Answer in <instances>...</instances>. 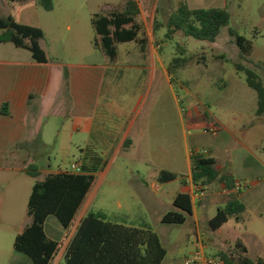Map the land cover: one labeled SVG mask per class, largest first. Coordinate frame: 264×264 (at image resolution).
<instances>
[{"label":"crops","instance_id":"obj_1","mask_svg":"<svg viewBox=\"0 0 264 264\" xmlns=\"http://www.w3.org/2000/svg\"><path fill=\"white\" fill-rule=\"evenodd\" d=\"M105 1L89 11L90 23L92 15L120 11L126 2V0ZM135 1L139 8L138 18L141 16L144 19L149 13L151 0H144L142 5L140 0ZM185 1L191 9H201L196 6L201 2L208 5L203 7L204 9L219 8L214 6L217 0ZM4 2H6L5 5L16 4L17 10L13 8L10 13L7 12L5 6H2V8L0 7V16L10 15L19 24L36 27L43 31L44 38L40 42V46L46 54L47 63L38 64L28 51L16 48L9 43H0V174H6L11 179L25 175V170L29 166L37 168L40 174L39 179H43L48 174L60 172L59 170L56 172L44 171L37 162L40 151L56 138L64 137L71 141L80 137L85 144V148L81 150L82 157L94 159L99 158L100 155L106 156L113 148L130 152L134 148L132 135L138 138H144L146 133L148 137L152 138L160 135L156 129L157 115H155L154 109L149 108L143 114L150 90L145 95L140 93L146 84L144 82L146 75L149 76L150 89L158 70L157 65L161 68L171 87L168 68L162 61V54L157 53L152 37H144V47L134 43L139 46L138 51L124 54L118 52L116 59L111 61L100 49L93 47V40L96 37L93 27H91L92 29L74 27L73 29L71 25L66 27L55 25L52 42L58 44L59 47L55 49L54 53L64 56L66 52L70 57H77L81 61L79 64L63 67L52 61L44 46L47 40L45 29L22 15L24 11L35 13L36 7L28 6L30 0L16 3ZM37 3L40 6L39 2ZM155 9L156 7L153 10ZM138 18L137 22L140 24ZM62 29L67 33L73 31L68 34V39L81 35L86 49L83 52H76L74 49L65 51L62 44L60 45L64 33ZM160 49L162 50V46ZM148 70L150 71L147 72ZM221 88L226 91L229 87L223 83ZM238 88L240 89V87ZM240 91L243 94L246 93L244 89ZM248 97V113H251L250 115L254 116V119L243 118L239 111V117L231 122L210 113L209 117L212 121L208 128H204V135H211V137L202 151H206V157L215 161L219 173L230 175L233 178L234 188H226L222 183H213L206 187L204 197L194 200L190 195L193 188L190 178V154L186 157L187 174L183 178L184 180L177 178L174 181L162 183L163 186H171L177 181L180 182L178 192L171 200L172 209L176 195H190L193 209L192 215L188 218L197 230L200 225L203 228L202 225L205 223L209 226L210 220L217 211L223 209L231 197H235L244 207L242 222L236 223L234 219L230 218L220 229L232 220L235 225L243 227L255 237L258 235L257 232L264 231V149L258 152L262 140L264 141V135L262 138V131L264 132L262 116L264 114L260 117L255 115L257 102L256 105H253L251 95L248 94ZM241 105H243V109L246 108L245 101H242ZM219 106L235 109L234 104ZM166 117L168 115L160 108L158 119L165 121ZM197 118L199 117L197 116ZM60 120L63 121L62 124H60ZM201 124L204 125V121H201ZM169 134L168 132L170 139ZM163 135L165 136V133ZM127 142L129 145L125 147ZM156 156V153L153 152L152 157L156 159ZM159 157L161 158V156ZM163 158L168 160H158V162L155 160L154 164L157 165L151 172L150 180L138 174L135 184L138 186L141 203L137 208H133L127 201L125 204H121L119 200H116L118 211L116 215L111 214L107 209L101 210L100 213L105 215L106 220L126 227H149L148 217L164 203L158 195L150 193L149 181H151L153 189L160 191L162 185L159 186L156 182L159 181L161 171L177 175V172L171 168V152L163 151ZM80 165L84 168L91 167L93 161L85 160ZM195 204L198 209L195 208ZM81 208L69 234L52 222L48 235L46 233L48 219L46 220L44 226L46 235L61 244V249L52 264L62 263L67 243L80 220L88 213L85 209L79 214ZM165 214L161 216V219ZM28 223L26 222L23 228ZM248 256H250L249 250ZM256 258L264 259L260 255L251 259Z\"/></svg>","mask_w":264,"mask_h":264},{"label":"rangeland","instance_id":"obj_2","mask_svg":"<svg viewBox=\"0 0 264 264\" xmlns=\"http://www.w3.org/2000/svg\"><path fill=\"white\" fill-rule=\"evenodd\" d=\"M37 2L39 0H30L28 4L29 7L32 5L36 7H34L35 13L24 11L22 15L45 29L47 40L44 46L52 61L63 67L79 64L81 61L77 57H70L66 52L64 56L54 53L59 47L58 44L52 42L54 26L71 25L73 29L74 27L92 29L89 11L106 1L51 0V12L43 10ZM155 2L156 0L150 1V10L144 19L141 16L138 18L143 29V37L153 38L156 51L159 55L162 54V61L166 68L171 65L174 58L186 60L182 67L171 69L169 75L171 87L158 65L150 89L149 76L146 75L144 79L146 84L140 93L145 95L150 91L143 114L149 108L154 109L157 115L156 129L161 136L157 135L152 138L146 133L144 138H138L132 135L134 148L130 152L113 148L106 156L100 155L99 158L94 159L82 157L81 150L85 148V144L80 137L71 141L64 137L56 138L39 153L40 157L37 162L44 171H66L74 163H84L85 160L93 161V166L86 167V172L92 174L95 180L79 214L85 209L88 212H101L107 209L111 214L116 215L118 213L116 200H119L121 204L127 201L136 209L141 203V198L135 180L138 174L150 180L151 172L157 165L154 164L155 160L157 162L168 160L163 158V151L171 152V168L177 172L179 180L183 179L187 174V155L191 152L202 151L210 141L211 135H204V128H208L212 121L209 117L210 113L231 122L239 117V111L243 118L254 119V116L248 113L247 103L248 94H250L253 105H256V94L246 85L245 75L235 71V64L240 63L241 60L239 48L229 35L228 29L235 30L252 43L249 58L252 64L245 62L243 64L254 71L264 85V0H230L227 2L217 0L214 6L226 9L230 15V22L228 27L220 30L213 43L198 41L182 34H178L173 40L165 39V23L176 8L177 2L175 0ZM5 3L4 0H0V7L5 6L7 12L12 13L13 8L17 10L16 4L8 3L6 6ZM140 3L144 4V0H140ZM196 6L203 8L208 5L201 2ZM154 7H156L155 10H153ZM63 32L60 45L62 44L65 51L74 49L76 52H83L86 49L80 34L77 33L80 36L76 38L68 39V34L73 31L67 33L63 30ZM117 49L120 54H124L138 51L139 46L134 43L120 44ZM223 83L229 87L226 91L221 88ZM241 88L246 91L245 94L240 91ZM242 101L246 103L245 109L241 105ZM223 104H234L235 109L219 106ZM160 108L168 115L165 121L158 119ZM201 121L205 124L202 125ZM62 122L60 120V124ZM262 125L264 126V121ZM263 135L262 131V138ZM261 144L258 152L264 149L263 140ZM153 152L157 155L156 159L152 157ZM33 184L34 179L24 174L11 179L6 174H0V264H32L26 256L14 251L13 243L24 224L29 222L26 211ZM149 184L150 193L158 195L164 202L155 213L148 217L149 228L157 233L166 251L162 264H181L184 258L195 250L197 241L204 246L206 254L213 255L232 250L235 242L240 240L250 251V258L257 255L264 257V231L257 232L258 235L255 237L243 227L235 225L232 220L218 231H212L207 223L202 225L203 228L200 225L197 230L188 217L182 225L163 224L161 216L172 209L171 200L178 192L180 182L177 181L171 186H163L157 181V185H162L160 191L151 187V181ZM195 208L198 209L197 204ZM52 222L59 225L55 218L49 217L46 222L48 235Z\"/></svg>","mask_w":264,"mask_h":264},{"label":"trees","instance_id":"obj_3","mask_svg":"<svg viewBox=\"0 0 264 264\" xmlns=\"http://www.w3.org/2000/svg\"><path fill=\"white\" fill-rule=\"evenodd\" d=\"M27 2L29 0H4ZM177 6L165 23V39L173 40L178 34L198 41L213 43L221 29L228 27L230 15L223 8L191 9L185 0H176ZM230 1V0H227ZM47 12L52 10L51 0H39ZM139 8L135 0H126L120 11L94 14L91 26L95 32L93 47L100 49L111 61L118 54V45L136 43L145 45L142 26L137 22ZM0 43H9L31 54L38 64H46L47 57L40 46L44 38L41 29L17 23L12 16H0ZM229 35L239 48L240 63L235 71L245 75V83L257 98L255 115L264 114V85L259 76L246 66L252 64L250 55L252 43L235 30L228 29ZM185 59L174 58L168 67L178 69ZM129 143L125 144V147ZM190 178L194 186L205 188L213 183H222L234 188L230 175L219 173L213 159L195 155L190 159ZM82 167L81 173L60 171L39 179L36 167L29 166L25 175L34 179L27 203L26 216L29 223L16 235L13 243L15 252L26 256L32 264H52L61 249V244L45 233V222L49 217L56 219L61 228L69 234L88 192L94 183V176ZM177 175L166 171L159 173V182L168 183ZM173 209L161 219L163 224L182 225L192 215V201L188 194H178L172 203ZM243 205L231 197L223 209H219L210 220L209 227L217 231L230 218L242 222ZM166 255L159 236L149 227H126L106 220L100 212H88L79 222L67 243L60 264H162ZM223 264H264L263 258L251 259L246 246L237 240L227 252H220Z\"/></svg>","mask_w":264,"mask_h":264},{"label":"built area","instance_id":"obj_4","mask_svg":"<svg viewBox=\"0 0 264 264\" xmlns=\"http://www.w3.org/2000/svg\"><path fill=\"white\" fill-rule=\"evenodd\" d=\"M191 157L195 155L206 156V151L191 152ZM72 173H81L82 166L78 163H74L70 166L69 170ZM194 200H198L205 195V188H200L193 185L192 192L190 193ZM182 264H223L221 257L217 254H206L204 251V246L200 242H196L195 250L186 258H184Z\"/></svg>","mask_w":264,"mask_h":264}]
</instances>
